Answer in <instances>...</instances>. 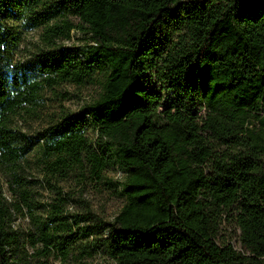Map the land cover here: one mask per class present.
<instances>
[{
  "label": "trees",
  "instance_id": "trees-1",
  "mask_svg": "<svg viewBox=\"0 0 264 264\" xmlns=\"http://www.w3.org/2000/svg\"><path fill=\"white\" fill-rule=\"evenodd\" d=\"M9 14L43 25L23 59ZM65 83L99 91L71 110ZM0 172V264H264V0H0ZM91 183L124 197L111 219Z\"/></svg>",
  "mask_w": 264,
  "mask_h": 264
},
{
  "label": "rangeland",
  "instance_id": "rangeland-1",
  "mask_svg": "<svg viewBox=\"0 0 264 264\" xmlns=\"http://www.w3.org/2000/svg\"><path fill=\"white\" fill-rule=\"evenodd\" d=\"M69 20L74 23H77L78 19L74 16H69ZM5 25L8 27L13 33L16 35L17 46L13 53V60L23 59L28 57L31 52H33L36 48L37 44H41V34L43 32V25L34 28H25L23 21L20 17L9 14L5 16ZM88 34L80 31L77 28H73L70 32V37L68 39L60 38L58 42L64 46L70 45H78L81 44L85 39H87ZM56 89L64 94V100L62 103L65 107L71 110H77L86 100L90 99L92 96H95L99 91V85H85L83 87H78L75 84H62L57 86ZM47 105H51L56 103V100H49V98L53 99V93L50 90L46 91L45 94ZM53 108L47 107L43 109V114L40 118L34 120H26L21 121L20 125L24 127L29 132H33L36 129H40L43 125H45L48 113H50ZM107 177H110L113 180H122L124 178L121 171L115 169L110 170L106 173ZM0 181L2 182L4 189L6 186V178L0 172ZM39 194L37 198L42 201L49 199V195L51 194L49 190H47L46 186H36L35 188ZM5 194L7 196L8 193L5 190ZM82 198L88 200L90 208L92 211L96 212L98 215L111 219L122 207L124 204V197L120 196L115 190L112 188H107L106 185H102V183H91L88 184L86 189L82 192ZM70 210H79L80 204L74 203L73 206L69 207ZM15 221L14 225L18 227H25L28 224V218L21 216L19 213L14 212ZM220 234L224 239H228L230 243L239 248L238 234L239 230L235 226L234 223L224 222L221 225ZM52 264H58L57 261L53 260ZM88 264H105L103 259L96 257L94 259H90Z\"/></svg>",
  "mask_w": 264,
  "mask_h": 264
}]
</instances>
